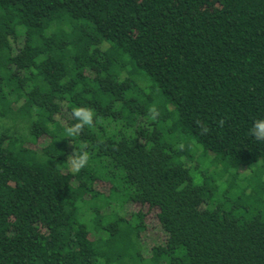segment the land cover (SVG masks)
<instances>
[{
	"label": "trees",
	"instance_id": "obj_1",
	"mask_svg": "<svg viewBox=\"0 0 264 264\" xmlns=\"http://www.w3.org/2000/svg\"><path fill=\"white\" fill-rule=\"evenodd\" d=\"M260 118L264 0H0V264H264Z\"/></svg>",
	"mask_w": 264,
	"mask_h": 264
},
{
	"label": "clouds",
	"instance_id": "obj_2",
	"mask_svg": "<svg viewBox=\"0 0 264 264\" xmlns=\"http://www.w3.org/2000/svg\"><path fill=\"white\" fill-rule=\"evenodd\" d=\"M72 115L78 122L66 128V134L69 137L77 136L81 133L85 126L93 125V117L95 112L90 107H77L73 110ZM159 116L160 111L155 105L149 108L148 118L150 120L155 121ZM223 123L224 121L221 120L220 124L222 125ZM207 131V127H203L202 132ZM250 133L256 140H264V118L256 119L253 122ZM177 147L178 149L183 150L185 145L180 143L177 145ZM68 157L71 171L74 173H79L81 169L88 165L90 153L83 148L77 152L74 148V153L68 155Z\"/></svg>",
	"mask_w": 264,
	"mask_h": 264
},
{
	"label": "rangeland",
	"instance_id": "obj_3",
	"mask_svg": "<svg viewBox=\"0 0 264 264\" xmlns=\"http://www.w3.org/2000/svg\"><path fill=\"white\" fill-rule=\"evenodd\" d=\"M44 142H41L43 144ZM101 190L106 191L105 187L102 186ZM134 210L133 207L129 206L126 208L124 214L129 216V214ZM147 228L141 235V249L145 257L151 255V250L154 246L164 242L165 234L158 222L155 212L150 213L146 219Z\"/></svg>",
	"mask_w": 264,
	"mask_h": 264
}]
</instances>
